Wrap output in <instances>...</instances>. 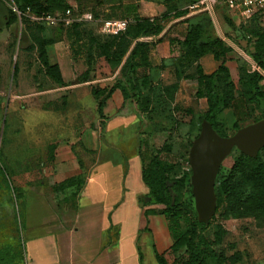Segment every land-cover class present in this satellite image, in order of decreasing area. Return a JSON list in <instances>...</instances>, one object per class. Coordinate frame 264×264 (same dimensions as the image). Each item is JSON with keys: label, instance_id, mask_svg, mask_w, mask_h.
Wrapping results in <instances>:
<instances>
[{"label": "rangeland", "instance_id": "obj_1", "mask_svg": "<svg viewBox=\"0 0 264 264\" xmlns=\"http://www.w3.org/2000/svg\"><path fill=\"white\" fill-rule=\"evenodd\" d=\"M0 1V24L4 25L7 9L14 11L16 2ZM81 1L80 7L75 6V13L91 12L93 20L72 25L49 24L17 14L10 29L0 27V43L4 42L0 48V264H31L29 228L25 222L26 204L34 199L29 188L50 160L54 143L71 142L72 137L83 134L81 131H89L90 136L107 135L103 152L110 151V147L119 148L127 159L136 155L138 162L142 160L148 168H162L172 204L179 213L180 230H173L170 219L162 212L165 204L155 202L146 184L147 205H153L152 231L167 264H181L189 259L195 264H218L219 253L225 256L222 264H264V214L231 212L234 202L252 192L250 183L234 173L231 182L237 194L226 196L223 205L205 223L199 219L192 189L178 181L184 172H191L190 149L206 120L207 99L196 95L198 66L205 73L216 71L220 65L228 67L235 88L230 105L217 115L223 133L233 135L238 126L264 119L263 103L258 105L250 100L247 92L248 74L257 68L247 52L254 48V36L264 30V13L232 12L227 6L219 7L218 25L200 5L195 6L194 0H187L183 9L161 24L164 30L172 26L167 35L171 45L169 56L161 57L156 49L159 35L143 36L138 40L151 44L147 48L149 64L129 62L124 67L129 53L117 66L98 48L94 50L92 46L87 50L86 44L88 39L92 45L96 42V47L97 43L109 44L116 34L105 30V22L125 19L130 16L129 11L120 0ZM191 29L203 41L221 36L229 46L221 42V46L214 47L218 59L213 52L196 59L185 54L184 40ZM39 37L54 40L46 51L51 62L59 63L63 84L47 74L40 56ZM80 77H88L92 82L85 83ZM117 84L119 89H127L126 114L135 115L137 128L130 143H126L129 139L119 143L114 128L107 131L115 113H105L103 107L99 110L98 99L92 93V87L101 89ZM215 84L219 93L225 89L224 80ZM261 84L264 89V80ZM170 85L174 87L167 90L165 87ZM240 159L241 151L233 148L222 161L216 181L227 179ZM150 180L155 183L153 177ZM233 197L238 199L230 202ZM31 213L39 219L38 210L32 208ZM188 239L193 250L186 245ZM147 256V264H158L155 258L153 262Z\"/></svg>", "mask_w": 264, "mask_h": 264}, {"label": "crops", "instance_id": "obj_2", "mask_svg": "<svg viewBox=\"0 0 264 264\" xmlns=\"http://www.w3.org/2000/svg\"><path fill=\"white\" fill-rule=\"evenodd\" d=\"M168 1L171 0L119 2L129 11L127 18H130L159 15ZM186 1L172 0V3L180 11ZM68 2L69 7L75 9L76 0V3ZM8 15L7 9L5 23L0 24L6 30L11 27ZM171 27L158 36L156 49L161 57L167 58L171 53L167 38ZM1 47L4 42L0 43ZM125 101L118 88L103 107L105 113H115L107 131L114 128L119 143L125 139L130 143L137 128L135 115L125 112ZM81 133L79 137H72L71 142L54 143L50 160L29 188L34 199L26 204L25 222L29 228L27 243L31 264H147V254L150 260L154 262L155 258L158 262L159 245L152 231V216L147 213L153 205H147L143 161L138 162L136 155L127 159L122 150L115 147L103 152L107 135ZM32 208L39 211V219L32 216Z\"/></svg>", "mask_w": 264, "mask_h": 264}, {"label": "trees", "instance_id": "obj_3", "mask_svg": "<svg viewBox=\"0 0 264 264\" xmlns=\"http://www.w3.org/2000/svg\"><path fill=\"white\" fill-rule=\"evenodd\" d=\"M14 1L16 2V6L22 13L26 12L27 8H29L31 12L35 14L55 13V11L62 10L64 12L65 9L70 6L68 0ZM196 1L197 0H194V2ZM76 2L77 6L80 7L82 1L76 0ZM173 11H175V13H178L176 4L172 3L171 0L167 2L166 9L159 15L153 17H130L131 22L129 23L125 32L120 33V35L112 36L110 38L109 44L97 43L96 47V42H94L95 45H92L91 40L88 39L86 49L88 50L92 46L94 47V50L98 48V50H100V53L104 55L107 60L110 59L114 61L117 66L122 63L128 53L129 54L125 59L124 67L129 62H133L136 65H148L150 60L147 48L150 47L151 44L147 41H141L138 39L143 36L160 35L164 30V27L161 24L164 22L166 17H170L173 14ZM15 12L16 11H12L11 9L9 10V25L17 20V12ZM23 16L24 15H21V17ZM252 41L254 42V48L250 53H247L254 61V63L262 71H264V30L257 33ZM53 42L54 40L52 38H38V45L41 54L40 56L42 62L44 63V66L46 67L47 74L57 83L63 84L64 78L60 65L58 63H51L46 51V47L51 45ZM221 42L229 46L226 41L220 36L217 37V39L203 41L198 38V35L194 36V30L191 29L188 31L184 40V44L186 46L185 54L193 55L197 59L210 52H213L215 58L218 59L220 56L215 51L214 47L216 45L221 46ZM112 48L117 51H112ZM16 71L17 67H15V72ZM228 75L229 70L228 67L225 65H220V67L212 73H205L202 70L201 66H198V87L196 90V95L200 98L204 97L207 99V108L204 112V118L208 120L212 124L213 128L217 131V133L222 136H227V134L221 131V125L219 121H217V115L222 111V109L227 108L230 105L232 99L234 98L233 92L235 88L233 82L229 79ZM248 76L250 81V85L247 91L249 93V99L257 103L258 105H261L262 102L264 109V89L263 85L261 84V81L264 80V75L259 70L254 68L251 69V72L248 74ZM80 79L84 82L91 80L88 77H80ZM223 80L225 81V89L219 93L217 90L219 88L215 84V82H220ZM118 84L112 85L108 88L102 87L101 89H96L92 87V93L98 99L99 110L104 107L105 100L112 95L114 90L119 88ZM172 86L173 85L166 86L165 88L169 90L170 88H172ZM177 86L178 85H175V88H177ZM121 89L124 94V97H126L127 89L124 86H122ZM257 120H254L253 122ZM243 126L245 125L238 126V129ZM142 173L144 182L150 186V193L155 202L165 204L166 207L163 209L162 212L170 219L171 226H173V230H180V223L178 222L179 213L176 211V205L172 204V198L169 194V191L167 190L165 181L166 177L163 174L162 168H158V166L153 167L151 165L148 168V166L143 164ZM234 173H239L244 179V181L250 183L253 190L250 195L247 196L245 199L237 203L234 202L233 210H231V212L237 213L239 211H258L264 214V147L260 149L259 153L255 157L248 156L241 152V159L234 164L229 177L221 182L218 180L216 181L215 192L217 195V210L223 205L226 196L237 194L236 186L234 185V183L231 182ZM155 176H158L159 180L155 178ZM152 177L155 183L150 180V178ZM190 177L191 172H184L178 181L181 182V184L186 185L188 187V190L191 191L192 185ZM234 199L238 198L233 197L230 202ZM151 211V208L147 209V213H150ZM186 245L190 250H193V245L190 239L186 241ZM163 255L164 254L156 251V258L159 264H167L166 259ZM217 256L218 264H222L225 261L224 254L219 253ZM181 264H195V262L192 259H189L188 261L183 262Z\"/></svg>", "mask_w": 264, "mask_h": 264}, {"label": "water", "instance_id": "obj_4", "mask_svg": "<svg viewBox=\"0 0 264 264\" xmlns=\"http://www.w3.org/2000/svg\"><path fill=\"white\" fill-rule=\"evenodd\" d=\"M235 147L248 156H257L264 147V119L243 126L230 136L218 134L208 120L202 122L189 153L192 193L201 222H209L216 212V176L222 161Z\"/></svg>", "mask_w": 264, "mask_h": 264}, {"label": "built area", "instance_id": "obj_5", "mask_svg": "<svg viewBox=\"0 0 264 264\" xmlns=\"http://www.w3.org/2000/svg\"><path fill=\"white\" fill-rule=\"evenodd\" d=\"M197 5H200L202 7V10L210 14V17L212 18L215 24L217 23V17L215 13L217 7L224 8L225 6H227L234 12H264V0H197L195 2V6ZM13 9L17 12L19 16L24 15L30 18L32 21H36L38 23H64L65 25H72L74 22L91 21L94 19V16L91 12H84L78 14L75 13V9H73L72 7H68L64 12L61 13L42 14L32 13L29 8H27L26 12L24 13H22L17 6L13 7ZM130 22L131 18L106 21L105 30L111 34L117 35L125 31ZM217 24L219 25V23ZM256 69L264 75V71H262L258 66Z\"/></svg>", "mask_w": 264, "mask_h": 264}]
</instances>
